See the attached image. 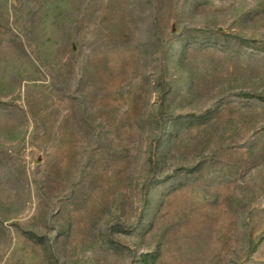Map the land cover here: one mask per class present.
Segmentation results:
<instances>
[{"label": "rangeland", "instance_id": "1", "mask_svg": "<svg viewBox=\"0 0 264 264\" xmlns=\"http://www.w3.org/2000/svg\"><path fill=\"white\" fill-rule=\"evenodd\" d=\"M0 264H264V0H0Z\"/></svg>", "mask_w": 264, "mask_h": 264}]
</instances>
